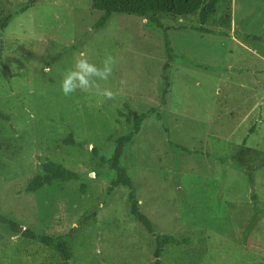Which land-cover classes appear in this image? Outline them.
<instances>
[{"label":"rangeland","instance_id":"obj_1","mask_svg":"<svg viewBox=\"0 0 264 264\" xmlns=\"http://www.w3.org/2000/svg\"><path fill=\"white\" fill-rule=\"evenodd\" d=\"M101 13L93 0H0V17L12 15L0 28V213L63 237L70 251L66 258L0 223V264H153L161 233L189 241L165 245L160 264H264V0H218L209 32L197 28L199 11L154 14L171 27L174 55L162 105L163 30L125 12L95 28ZM81 52L98 67L116 59L99 82L114 99L62 95L64 71ZM124 102L137 111L160 105L120 161L151 233L130 214L125 186L108 192L114 137L129 128L117 112ZM254 121L251 183L229 157ZM48 160L79 178L28 191Z\"/></svg>","mask_w":264,"mask_h":264},{"label":"trees","instance_id":"obj_2","mask_svg":"<svg viewBox=\"0 0 264 264\" xmlns=\"http://www.w3.org/2000/svg\"><path fill=\"white\" fill-rule=\"evenodd\" d=\"M35 1L37 0H30L31 3ZM217 4L218 0H93V7L102 11V13L98 16L94 27L98 28L105 24L112 12H125L145 16L155 26L163 30L162 34L167 54L165 62L161 67L162 79H164L160 96V105H162L167 103V96L170 91L169 76H166V74L169 70L170 63L174 59V55L172 53L173 47L171 45V40L168 35V30L171 27L164 26L161 20L154 14L164 13L172 16H184L199 11L200 25L197 28L201 31L209 32L210 29L204 25L210 16L216 12ZM11 16V14H5L0 17V28H5L7 26ZM160 105L150 106L146 110L137 111L127 102L123 103V110L119 109L117 112L118 115L125 118L126 123L129 124V128L126 132L114 137V148L109 157L110 167L113 169L114 175L110 180L108 192L111 193L115 186H125L128 190L127 200L130 214L150 233L153 232L152 223L149 217L139 210L133 178L127 169L121 165L120 161L123 157L125 146L133 142L134 136L139 132L144 119L152 113H158ZM255 126L256 122L254 121L247 129L240 144L237 145L236 149L229 157L232 162L244 169L247 178L251 183L254 180L253 171L251 169L252 163L249 157L252 149L246 145V140L248 136L254 132ZM64 142L74 144L71 137L64 139ZM78 178L79 174L76 171L65 167L61 163L48 160L42 164V173L36 174L29 182L26 189L28 191H34L42 188L44 185H50L57 180L71 181ZM253 197H255L254 193ZM259 211L264 212V208H259ZM0 223L7 226L13 232H20L25 238L36 239L44 242L45 244H53L64 257L69 258L70 256L67 241L61 236L53 237L52 235L44 233H36L30 228H24L20 231L18 229V224L13 219L1 213ZM187 241L189 240L185 237L180 238L168 233L155 234V250L153 251L155 259L153 264H160L159 257L165 245H181L187 243Z\"/></svg>","mask_w":264,"mask_h":264},{"label":"clouds","instance_id":"obj_3","mask_svg":"<svg viewBox=\"0 0 264 264\" xmlns=\"http://www.w3.org/2000/svg\"><path fill=\"white\" fill-rule=\"evenodd\" d=\"M116 59L108 54L101 62V66L89 62L84 52L74 60L72 66L64 71L60 81L62 95L70 96L77 90L82 92H94L105 100H112L116 94L110 88H102L100 81H107L113 73ZM124 82L121 81V84Z\"/></svg>","mask_w":264,"mask_h":264},{"label":"water","instance_id":"obj_4","mask_svg":"<svg viewBox=\"0 0 264 264\" xmlns=\"http://www.w3.org/2000/svg\"><path fill=\"white\" fill-rule=\"evenodd\" d=\"M250 36H252L253 38H259V36L256 35L243 34V37L246 39L250 38ZM18 228L23 229L20 225L18 226Z\"/></svg>","mask_w":264,"mask_h":264}]
</instances>
